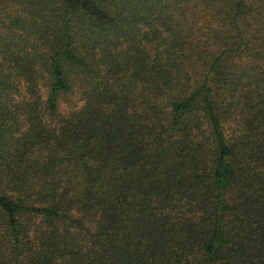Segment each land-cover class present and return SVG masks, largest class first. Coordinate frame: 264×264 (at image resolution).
<instances>
[{
	"label": "trees",
	"instance_id": "1",
	"mask_svg": "<svg viewBox=\"0 0 264 264\" xmlns=\"http://www.w3.org/2000/svg\"><path fill=\"white\" fill-rule=\"evenodd\" d=\"M0 264H264V0H0Z\"/></svg>",
	"mask_w": 264,
	"mask_h": 264
},
{
	"label": "rangeland",
	"instance_id": "2",
	"mask_svg": "<svg viewBox=\"0 0 264 264\" xmlns=\"http://www.w3.org/2000/svg\"><path fill=\"white\" fill-rule=\"evenodd\" d=\"M78 96H72L70 97L69 100L63 102L60 106V111L62 113H65L69 108H71L72 106H75L76 108L79 107V103L77 101Z\"/></svg>",
	"mask_w": 264,
	"mask_h": 264
}]
</instances>
